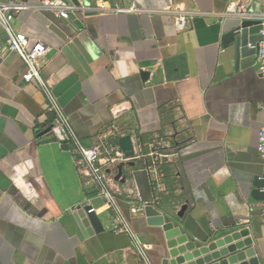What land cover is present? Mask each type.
Here are the masks:
<instances>
[{"label": "crops", "instance_id": "1", "mask_svg": "<svg viewBox=\"0 0 264 264\" xmlns=\"http://www.w3.org/2000/svg\"><path fill=\"white\" fill-rule=\"evenodd\" d=\"M0 1L27 6L13 26L29 46L49 49L42 79L85 147H96L112 123L133 154L169 141L175 157L163 166L162 192L152 190L146 159L110 169L118 206L151 264H162L163 248L160 228L139 210L147 204L174 216L186 206L177 220L192 238L246 228L264 254L263 200L252 187L263 174L264 78L256 55L223 44L239 24L228 6L255 19L264 0H78L68 20L41 9L44 0ZM179 12L190 18L183 31L174 25ZM5 39L0 28V264H144L102 205L95 213L103 230L83 236L73 213L97 198L94 187L55 141L43 90L23 80L25 66Z\"/></svg>", "mask_w": 264, "mask_h": 264}, {"label": "built area", "instance_id": "2", "mask_svg": "<svg viewBox=\"0 0 264 264\" xmlns=\"http://www.w3.org/2000/svg\"><path fill=\"white\" fill-rule=\"evenodd\" d=\"M26 7L14 1H0V28L6 37L5 49L8 52L16 53L22 60L25 66L23 80L26 82L35 80L42 88L47 100V111L53 117L50 132L62 148L67 149L76 157V164L79 166L80 173L84 174L93 185L95 195L101 200L102 207L112 212L115 221L113 233L127 235L132 241L134 254L144 264H151L146 253V247L139 242L118 206L113 190L114 178L110 169L134 159H146L144 169L152 190L158 193L163 191V166L172 162L175 153L172 152L168 140L156 139L147 145V152L127 156L119 144V139L124 137V132L115 123L107 126L98 135L96 147H85L75 133L58 99L42 79L39 62L49 49L42 42H36L29 46L28 38L13 26L14 14L26 9ZM40 8L66 20L78 10V7L69 5L62 0H44ZM226 14L237 19L248 16L243 6L234 4L228 6ZM260 18L264 24V11ZM174 25L177 31L186 30L190 26V18L185 13L179 12L174 18ZM261 33L264 35V31ZM253 48L256 50L258 72L264 77V41L257 43ZM259 110L264 113V104L259 106ZM257 153L263 167L261 180L264 181V126L259 130ZM259 191L264 194V187L260 188ZM92 211L96 212L95 209H91L89 212ZM261 217L264 227V201L261 203Z\"/></svg>", "mask_w": 264, "mask_h": 264}, {"label": "water", "instance_id": "3", "mask_svg": "<svg viewBox=\"0 0 264 264\" xmlns=\"http://www.w3.org/2000/svg\"><path fill=\"white\" fill-rule=\"evenodd\" d=\"M69 5L79 7L78 0H62ZM239 24L223 37V44L233 45L236 55L246 57L256 55L253 48L257 43L264 41V24L261 18L237 19ZM148 77V72H143ZM258 75L264 78L261 74ZM122 151L130 156L133 154L132 144L129 136L119 139ZM122 165L118 166V179L122 174ZM253 188L264 187V181L256 180ZM258 200L264 201V194L256 191ZM102 205L99 198L90 204L79 206L73 213V218L82 232L83 236L99 233L103 230L101 221L95 211ZM183 206L174 215L162 214L154 206L147 204L140 206L139 210L146 218L147 224L160 228V246H162V264H264V254L257 242L249 235L246 228L230 231L213 232L205 239L192 238L191 233L178 219L183 218ZM242 239V240H241Z\"/></svg>", "mask_w": 264, "mask_h": 264}]
</instances>
